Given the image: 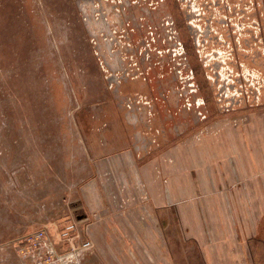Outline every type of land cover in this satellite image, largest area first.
<instances>
[{
    "label": "rangeland",
    "instance_id": "rangeland-1",
    "mask_svg": "<svg viewBox=\"0 0 264 264\" xmlns=\"http://www.w3.org/2000/svg\"><path fill=\"white\" fill-rule=\"evenodd\" d=\"M236 12L238 37L218 33ZM122 116L162 152L227 141L261 178L229 196V227L204 221L215 248L94 165ZM0 264H264V0H0Z\"/></svg>",
    "mask_w": 264,
    "mask_h": 264
},
{
    "label": "crops",
    "instance_id": "crops-1",
    "mask_svg": "<svg viewBox=\"0 0 264 264\" xmlns=\"http://www.w3.org/2000/svg\"><path fill=\"white\" fill-rule=\"evenodd\" d=\"M123 120V116L121 121L112 118L109 130L104 132V141L99 143L97 140L86 148L94 165L99 162L101 170H104L103 166L107 167L103 174H109L112 178L120 170L121 181L117 185L119 187L122 184V188L119 187V191H122L123 183L128 191H134L131 193L149 191L148 199L153 207L174 214L181 237L185 241L189 240L200 251H210L214 244H208L210 238L209 235L206 236L204 221L208 232L213 236L218 226L229 227L226 223L229 218L225 213L230 202L229 196L236 191H241L242 194L244 191H262L259 184L261 178L256 173L250 174V178H244L241 175L244 174L241 161H237L240 158H223L227 155L226 151H223L221 158L215 144L220 143V140L209 138L195 144L190 140H181L162 152L160 148L148 143L147 136L141 137L138 130H134L135 126L131 133L125 123L123 125ZM121 126L125 129L121 130ZM220 144H224L222 147L225 149L228 142ZM237 152L240 153L239 146ZM236 155L234 153L233 156ZM99 156L103 157L97 158ZM109 165L111 169L108 168ZM113 167H117L115 172ZM191 169L196 170V175L188 172ZM162 172L165 177H162ZM84 231L89 235L93 233L86 226ZM224 242L223 238L218 240V243Z\"/></svg>",
    "mask_w": 264,
    "mask_h": 264
},
{
    "label": "built area",
    "instance_id": "built-area-1",
    "mask_svg": "<svg viewBox=\"0 0 264 264\" xmlns=\"http://www.w3.org/2000/svg\"><path fill=\"white\" fill-rule=\"evenodd\" d=\"M69 228H71V225L69 226ZM44 236H45V234L43 232L39 231V232H36V233L32 234L31 236H29L28 241L31 243V245L34 246V248H36L35 247L36 245H40V248H42V243H44ZM89 246H91V243L89 241H87L83 244L84 248H88ZM48 249L50 250L49 254H52L51 248L49 247ZM80 251L81 250H79L77 248V249H75V253L73 252L72 255H70V256L73 257L75 254L78 255ZM27 253H30L29 249H26L25 247L19 248V254H21L23 257H25L27 255ZM76 255L74 257H76ZM30 256H31V254H30ZM55 257H56V259L60 258L56 255H55ZM36 261H38V260L36 259Z\"/></svg>",
    "mask_w": 264,
    "mask_h": 264
},
{
    "label": "flooded vegetation",
    "instance_id": "flooded-vegetation-1",
    "mask_svg": "<svg viewBox=\"0 0 264 264\" xmlns=\"http://www.w3.org/2000/svg\"><path fill=\"white\" fill-rule=\"evenodd\" d=\"M241 13H243V11L241 12ZM247 13V12H246ZM236 15L240 18V21H238V26H237V24H235V23H237V22H234L233 23V25H234V28H231L230 26H231V23L228 21L226 24H225V26H226V28L223 26V28H220V29H218V33H220V34H223V32H224V34L226 33V34H229L230 36H231V33L232 34H234V36L233 37H238V35L236 34V27L238 28H241V25H244L245 24V21H244V16L243 17H241L242 16V14H238V12H236ZM256 15V13L254 12V16ZM235 19H236V17H235ZM238 19V18H237ZM253 22H254V19H253ZM236 26V27H235ZM255 27V26H254ZM239 34V33H238ZM211 40H213V38L211 37Z\"/></svg>",
    "mask_w": 264,
    "mask_h": 264
},
{
    "label": "water",
    "instance_id": "water-1",
    "mask_svg": "<svg viewBox=\"0 0 264 264\" xmlns=\"http://www.w3.org/2000/svg\"><path fill=\"white\" fill-rule=\"evenodd\" d=\"M82 217H84V215L83 214H80V215H77L76 216V219H81Z\"/></svg>",
    "mask_w": 264,
    "mask_h": 264
}]
</instances>
